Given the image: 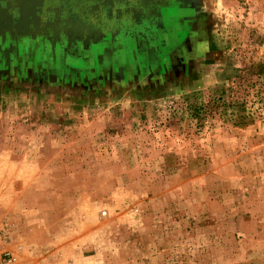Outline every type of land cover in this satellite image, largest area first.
<instances>
[{
  "label": "rangeland",
  "instance_id": "1",
  "mask_svg": "<svg viewBox=\"0 0 264 264\" xmlns=\"http://www.w3.org/2000/svg\"><path fill=\"white\" fill-rule=\"evenodd\" d=\"M0 264H264V0H0Z\"/></svg>",
  "mask_w": 264,
  "mask_h": 264
}]
</instances>
